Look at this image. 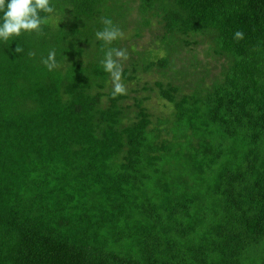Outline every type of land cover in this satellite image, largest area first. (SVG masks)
Wrapping results in <instances>:
<instances>
[{"label": "trees", "instance_id": "1", "mask_svg": "<svg viewBox=\"0 0 264 264\" xmlns=\"http://www.w3.org/2000/svg\"><path fill=\"white\" fill-rule=\"evenodd\" d=\"M54 6L0 43V264H264V0ZM104 17L159 51L104 45ZM109 47L125 83L173 80L113 99Z\"/></svg>", "mask_w": 264, "mask_h": 264}, {"label": "clouds", "instance_id": "2", "mask_svg": "<svg viewBox=\"0 0 264 264\" xmlns=\"http://www.w3.org/2000/svg\"><path fill=\"white\" fill-rule=\"evenodd\" d=\"M54 5L55 0H0V43L14 41L24 33H40L45 26L58 24L60 13ZM102 24V29L95 32V38L104 45H111L124 37L123 31L111 18H102ZM243 37L244 34L240 31L234 34L237 40ZM15 51L20 52L22 49L17 45ZM54 58L55 52H49L47 59L43 61L49 70L54 67ZM127 58L126 50L109 47L100 62L103 71L110 77L113 99L127 94L119 63Z\"/></svg>", "mask_w": 264, "mask_h": 264}, {"label": "rangeland", "instance_id": "3", "mask_svg": "<svg viewBox=\"0 0 264 264\" xmlns=\"http://www.w3.org/2000/svg\"><path fill=\"white\" fill-rule=\"evenodd\" d=\"M136 6H137L136 4L133 5V7H135V8H136ZM154 34H156V33L154 32ZM153 42H154V35L151 34L149 29L144 30L140 37H136L135 36V26L131 25V23H128V27L126 29V32H124V37H123V39H121V43L123 46L126 45L127 47L134 48V50H136V53L143 52L144 50L151 51V52H158L161 45L157 42L156 43H153ZM201 50H203V49H201V48L198 49V51H201ZM132 57L134 59L137 58V56L135 54H133ZM208 62L212 63V60H209ZM127 66H128V61H125V63H123V65H122V69L126 68ZM169 80L170 81L173 80V79H171L170 73H167V77H164L163 75H161V73L159 71L154 70L149 74L142 75L141 81L138 83H141L140 85L143 86V84H145V83L153 84L154 82H158V81H161L163 83H167V81H169ZM122 82L126 86L127 94H129V95H132V92L130 94V90L138 89V87H137L138 83L137 82L125 83L123 81V79H122ZM111 90H112L111 83H109L107 91H111ZM186 93H188V92H186ZM141 94H142V96H150L151 97V99L146 104V106L154 118L161 117L162 115H164L167 112L166 103L164 101H162L157 96V94H155V93L154 94L141 93ZM128 102H129V104H131L130 101H128Z\"/></svg>", "mask_w": 264, "mask_h": 264}]
</instances>
